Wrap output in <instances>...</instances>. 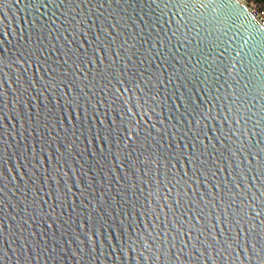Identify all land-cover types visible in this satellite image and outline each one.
I'll list each match as a JSON object with an SVG mask.
<instances>
[{"label": "snow or ice", "instance_id": "6c2138e0", "mask_svg": "<svg viewBox=\"0 0 264 264\" xmlns=\"http://www.w3.org/2000/svg\"><path fill=\"white\" fill-rule=\"evenodd\" d=\"M19 3L0 0V17ZM39 7L51 15L15 48L0 39V119L39 144L9 154L0 126V161L14 156L34 193L12 233L24 264H264V63L199 47L177 58L205 0H24ZM16 180L0 175V192ZM126 205L159 223L136 227Z\"/></svg>", "mask_w": 264, "mask_h": 264}, {"label": "water", "instance_id": "95a60500", "mask_svg": "<svg viewBox=\"0 0 264 264\" xmlns=\"http://www.w3.org/2000/svg\"><path fill=\"white\" fill-rule=\"evenodd\" d=\"M258 1L264 3V0ZM100 2H103V0H100ZM205 3L207 7L190 10L195 20L189 25L191 31L188 33V39L183 41L182 46L177 45V47H179L177 58L179 59L181 56H184L186 49H195L199 47L209 55L210 59L213 55H219L221 52H224L229 59L235 57L231 62L236 68H240L243 62L248 68H253V66H255L253 71L259 69L261 64L264 63V27L261 23L254 17L247 6L238 0H205ZM17 9H19V11ZM95 11H97L98 14L99 10ZM108 11L109 9H104L105 15H107ZM137 11H139V9H137ZM140 14L142 15V13ZM50 15V8L39 7L37 9L29 8L25 10L24 0H21V3L12 8L11 12L7 14L6 19L0 17V39L4 41L2 46L6 48H15L21 30L23 29L24 34H27V29L29 27L28 21H32L34 17L47 20ZM183 15L184 13H181L171 18L166 16V20L170 19L168 27L174 28L176 26V20L180 19ZM62 19L63 17H60L57 23H60ZM5 25H8L9 28L5 29ZM185 32H188V30L185 29ZM8 41H11V43H8ZM172 43L174 45L176 44L175 39ZM85 47H87V45H85ZM173 51H175V48H173ZM193 59L195 58L193 57ZM88 67L92 68L93 66L89 65ZM35 71L36 69L34 67L30 68V72ZM7 83L15 88V84H13L11 80H8ZM37 103H39V101H37ZM18 107L19 106H17V108ZM9 108H11V105H9ZM106 108L107 105L104 104L100 107V111L103 112ZM4 111L9 112V109H4ZM157 111L159 112L160 108H157ZM168 115L167 107L164 106L163 118H167ZM100 118L103 119V116ZM152 119L153 122L156 121V117ZM4 125L8 126L7 131L9 134L4 135L3 140L8 141L11 145L9 154L16 150L15 146L17 143H27L30 149L32 147L37 148V150L39 149V144L35 143L31 138L24 141L21 136L17 135V132L21 131L20 122L11 119L10 112L8 119H0V126ZM12 126H15V130H13ZM249 127H251V125H249ZM29 131H31V129H29ZM209 134L211 135L212 133ZM32 135L38 136V133L33 132ZM205 143H207V141H205ZM81 146L83 147V145ZM94 146L95 145H90V147ZM0 147H3L2 141H0ZM18 164L19 161H17L14 156L10 160L6 158L4 161H0V175L17 177L15 181L16 186H14L12 182L4 181V183H7V189H5L4 192H0V197H2V199H0V209H2V211H0V249L7 251L8 256V259H3V252H0V264H24V257L21 255L18 247L20 240L13 239L12 233L15 232L17 236L20 235L16 225L22 222L20 217L27 218V215L22 211L24 207V203L22 202L31 201L34 193L32 191H27V201H25V195L21 194L22 191H24L23 183L19 179L24 169H19V173L12 170L16 168ZM45 167H47V164H45ZM91 175L92 174L89 173V177H91ZM224 175H227V173H224ZM27 179V177L23 178L25 182ZM17 186L20 188L19 191L17 190ZM0 188H3V184H0ZM47 191L48 188L45 186L44 191L38 193V195L51 203V197L46 195ZM201 191H203V189H201ZM73 192H76L75 188ZM115 193L116 186H113L111 194L115 195ZM117 199H119V197H117ZM9 204H11L12 207H9ZM45 208L47 209V205H45ZM125 208L132 212L131 216L125 219L136 220V227L143 228L146 224L159 223V221H153L151 216L146 217L144 215H137V211L139 210L132 211L130 205H126ZM57 211H59V209H57ZM164 211L167 212V209L165 208ZM28 212L31 213V208L28 209ZM13 217H16V219L13 220ZM161 219H163V216H161ZM48 223H51V221ZM29 226L31 231L36 234L41 233L43 227H46L37 225L33 221H29ZM151 230L152 229L149 228V231ZM24 235L26 236L27 232H25ZM35 238L39 239L40 237L37 235ZM112 259H114V255H110L107 258L102 256L99 264H111ZM33 264H46V261L41 256L38 260L33 261Z\"/></svg>", "mask_w": 264, "mask_h": 264}, {"label": "built area", "instance_id": "2783aa9c", "mask_svg": "<svg viewBox=\"0 0 264 264\" xmlns=\"http://www.w3.org/2000/svg\"><path fill=\"white\" fill-rule=\"evenodd\" d=\"M250 10L254 17L264 27V3L258 0H238Z\"/></svg>", "mask_w": 264, "mask_h": 264}]
</instances>
